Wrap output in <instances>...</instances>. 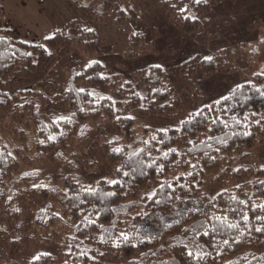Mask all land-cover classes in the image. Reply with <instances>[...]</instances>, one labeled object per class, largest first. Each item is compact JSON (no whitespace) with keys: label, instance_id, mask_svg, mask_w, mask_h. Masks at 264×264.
Here are the masks:
<instances>
[{"label":"trees","instance_id":"16d2710c","mask_svg":"<svg viewBox=\"0 0 264 264\" xmlns=\"http://www.w3.org/2000/svg\"><path fill=\"white\" fill-rule=\"evenodd\" d=\"M63 1L77 8L73 0ZM154 1L189 35L203 29L200 17L215 5V0H193L191 7L183 6L185 0ZM254 24L249 27L259 30L257 40L264 44V23ZM76 26L70 24L71 31H80L77 45L92 51L95 33ZM55 42L66 45L69 40L63 31L42 42L20 40L5 25L0 7V121L8 119L18 128L15 142L0 134V209L7 190L14 191L9 205L18 189L39 174L36 167L26 168L31 157L55 161L71 148L84 166L94 164L84 139L103 124L114 132L95 137L109 177L91 184L70 181L63 188L62 206L42 190L43 204L32 209V227L40 225L34 232L53 252L13 259L23 246L12 239L0 252V264H264V195L259 191L264 167L251 156L253 148L264 144V70L252 61L253 50L226 47L179 65L177 77L187 91L198 66L206 76L236 72L239 84L221 100H196L197 110L184 113L177 128L158 130L137 122L180 108L177 102L173 105L171 82L158 65L140 71L136 83L106 75L98 61L65 80L50 82L43 74L36 90L43 95L49 88L58 96L56 103L55 98L32 99L24 107L20 101L35 84L16 87L15 82L43 70L54 56L47 46ZM219 60L224 61L222 69ZM52 82H59L58 88ZM245 89L247 97L242 95ZM50 103L63 115L46 112L56 108ZM235 160H251L255 172L250 167L231 169ZM208 175L209 184L203 185ZM211 185L217 187L212 195L207 192Z\"/></svg>","mask_w":264,"mask_h":264},{"label":"rangeland","instance_id":"374dc122","mask_svg":"<svg viewBox=\"0 0 264 264\" xmlns=\"http://www.w3.org/2000/svg\"><path fill=\"white\" fill-rule=\"evenodd\" d=\"M73 1L76 9H72L63 0H0L5 25L15 31L20 40L27 43L42 42L58 31H63L69 40L66 45L55 42L52 47L47 46V50L53 52L54 56L46 67L43 66V70H35L31 78H21L15 82L16 87L28 88L33 86L32 83L35 84V88L30 89L34 92L30 91L20 101L22 105L24 103V107H29L26 103L32 99L44 102L55 98L52 103H56L58 96L49 88H45V92L43 90V95L36 90L41 88L43 74H46L50 82L51 78L65 80L67 75L98 61L106 75H120L136 83L140 71L151 65H158L166 71L171 82L169 92L173 105L177 102L180 108L166 116L141 118L137 125L166 130L169 127L177 128L186 113L197 110L196 100L197 104L199 101L209 103L221 100L229 90L239 84L236 72L220 71L206 76L198 66L191 78L193 86L187 91L179 82L176 73L178 66L185 61L194 57L208 58L226 47L236 51L240 45H247V49L253 50L252 61L263 64L264 70V44L257 40L259 30L249 27L251 24L257 25L254 24L255 20L264 23V0H215L211 11L200 17L203 29L195 35L180 31L165 17L154 0ZM192 2L193 0H185L183 6L191 7ZM73 23L79 29H88L95 33L92 51H81L76 43L80 31L70 30V24ZM223 62L219 60L220 69ZM236 64L245 68L241 61ZM58 83L52 82L50 85L58 88ZM193 94L198 95L197 99H194ZM199 94L202 99H199ZM242 95L247 97L246 89L242 90ZM52 103L50 105H54ZM54 106L56 108L47 107L46 112L51 111L50 115L54 117L62 116L64 111ZM23 121L24 119L20 124ZM15 126L8 119L0 121V134L5 141H17L13 137L18 133ZM100 127L98 131L91 130L92 133L84 139L90 160L94 163L92 165L84 166V161L71 148L55 161H48L42 156L31 157L32 164L26 168L39 169L37 177L28 181L23 189H18L16 198L9 205L7 200L13 197L14 191L9 189L5 193L6 200L0 209V252L12 239L21 242L23 246L19 256L13 259L30 258L42 251L53 252L45 243V239L38 237L34 232L40 225L32 227V209L43 204L44 197L40 194L42 190L51 195V201L62 206L63 188H68L70 181L91 184L108 179L109 168L95 137L98 134L112 136L114 132L105 124ZM10 142L6 143L12 148L13 143ZM19 144L29 146V143H15ZM25 149L24 147L22 152ZM251 156L254 162L264 167V144L253 148ZM238 167H250L252 173L256 170L251 160H235L231 169ZM209 176L204 178L203 185L209 184ZM216 188L215 185L208 186L207 192L212 195ZM259 191L264 195V188H259Z\"/></svg>","mask_w":264,"mask_h":264},{"label":"snow or ice","instance_id":"6c2138e0","mask_svg":"<svg viewBox=\"0 0 264 264\" xmlns=\"http://www.w3.org/2000/svg\"><path fill=\"white\" fill-rule=\"evenodd\" d=\"M200 2V0H197V3H199ZM190 255H191V253H189Z\"/></svg>","mask_w":264,"mask_h":264}]
</instances>
